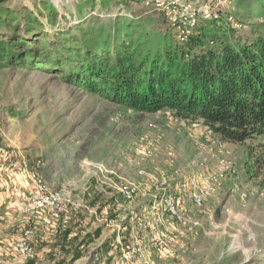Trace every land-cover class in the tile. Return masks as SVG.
Instances as JSON below:
<instances>
[{"label": "rangeland", "instance_id": "374dc122", "mask_svg": "<svg viewBox=\"0 0 264 264\" xmlns=\"http://www.w3.org/2000/svg\"><path fill=\"white\" fill-rule=\"evenodd\" d=\"M2 7L0 153L28 166L10 170L0 154V264H9L7 244L25 236L29 193L39 184L64 196V213L84 219L81 233L67 241V250L84 256L43 264H112L118 253L96 249L103 240L120 233L126 242L158 224L170 253L156 259L146 249L122 264H264V186L244 168L255 141H227L201 120L170 109L134 110L90 92L74 76L82 64L71 49L82 55L92 44L102 57L113 52L105 42L124 38L147 52L177 43L187 58L223 35L233 43L264 36V0H5ZM149 150L152 157H145ZM222 164L230 171L218 192L201 207L191 203L185 221L166 233L152 183H176ZM125 185L136 189L132 199L121 192ZM8 201L28 205L14 210ZM96 229L100 236L89 243Z\"/></svg>", "mask_w": 264, "mask_h": 264}, {"label": "trees", "instance_id": "16d2710c", "mask_svg": "<svg viewBox=\"0 0 264 264\" xmlns=\"http://www.w3.org/2000/svg\"><path fill=\"white\" fill-rule=\"evenodd\" d=\"M4 3L0 0V8ZM210 42L214 45H204L187 58L171 42L147 52L132 39H114L103 45L113 52L102 57L94 54L92 44L82 55L71 47L82 64L74 76L86 90L134 110L170 109L176 117L201 120L224 140H254L244 168L264 186V36L233 43L223 35ZM100 233L96 229L88 241ZM102 246L105 251L111 248L107 242ZM80 256L77 251L73 258Z\"/></svg>", "mask_w": 264, "mask_h": 264}, {"label": "built area", "instance_id": "2783aa9c", "mask_svg": "<svg viewBox=\"0 0 264 264\" xmlns=\"http://www.w3.org/2000/svg\"><path fill=\"white\" fill-rule=\"evenodd\" d=\"M0 154L8 169L26 170L28 164L25 159L16 160L9 152ZM152 154V151L149 150L144 153V156L152 157ZM229 171L230 165L222 164L212 172L205 171L199 176L182 177L176 183L171 182L168 177L154 181L152 186L159 192L156 197L157 201H155L159 223L165 221V214L177 223H183L185 215L181 207V200L201 207L207 198L218 192L220 179ZM38 188L37 193L30 195L29 207L35 211H50L54 218H59L64 213V196L58 191L44 192V187L40 184ZM121 192L126 199H132L136 189L125 185L121 188ZM73 208H77V205L74 204ZM158 225H148V248L156 259H163L170 253V249L166 236L160 231ZM14 248L24 258L34 255V247L27 235L18 238L14 243ZM144 248L142 237L132 236L121 245L118 257L112 264L130 262L135 257L141 256L144 253Z\"/></svg>", "mask_w": 264, "mask_h": 264}, {"label": "crops", "instance_id": "0c3cea01", "mask_svg": "<svg viewBox=\"0 0 264 264\" xmlns=\"http://www.w3.org/2000/svg\"><path fill=\"white\" fill-rule=\"evenodd\" d=\"M176 181H178V179ZM21 194L24 195V193ZM30 194L31 193H29V196ZM28 201L20 202V204L13 201L11 202L8 201L7 205L8 207L14 206V210H15V208H22L24 205L27 207ZM91 206H95V203L91 204ZM150 206L151 204H147L144 209L149 210ZM181 207L184 212L190 211L189 207H191V203L185 200H181ZM26 210L28 211V218L26 221L28 227L24 233L29 238L31 244L35 246L36 254L35 257L33 258L25 259L16 252L14 248V244L12 245V242L8 243L7 245H9L8 246L9 248L5 249L4 252L6 257H8L7 260L9 264H43L47 262H53L55 259L60 258V255H62L61 258H65L66 260L70 259L73 256L74 252L73 250H67L69 248L67 241L76 239V236L81 233V230L79 228L81 224H83L84 219L82 220L80 215L69 216L66 212L63 213L59 218H54L51 215L50 211H35V210L33 211L29 207L26 208ZM165 221H167L168 224V228L166 226L163 227L164 230L166 229L165 230L166 233L168 232L167 230L170 227H173L175 225H180V223H177L172 218L167 217L166 214H165ZM159 227L161 229L162 225H159ZM147 230L145 227H141V236L145 247L144 249L145 250L148 249V251H150L151 255L154 257L151 250L148 248ZM175 230L172 229L169 232L170 239H172L173 237L172 235H176ZM17 238L19 237H16L15 240L13 239L14 243L17 240ZM121 238H123V235H121L120 233H115L110 237L109 240L106 241L108 245L111 247L109 250L105 251L104 247L102 246V243L105 242L104 240L99 246H97L96 249L102 251L104 254H112V253L119 254L120 247L125 242L124 239ZM94 239L95 238H93L91 241L88 242L91 243L92 241H94ZM10 245H12V247ZM8 252H10L9 255ZM69 255L70 258L68 257ZM83 256L84 255L81 254L80 257L74 259L72 262L81 259Z\"/></svg>", "mask_w": 264, "mask_h": 264}]
</instances>
